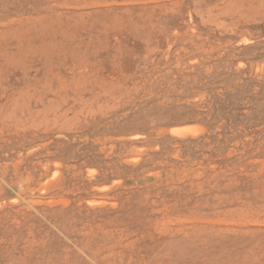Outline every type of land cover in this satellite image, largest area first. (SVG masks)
Listing matches in <instances>:
<instances>
[{
  "label": "rangeland",
  "instance_id": "rangeland-1",
  "mask_svg": "<svg viewBox=\"0 0 264 264\" xmlns=\"http://www.w3.org/2000/svg\"><path fill=\"white\" fill-rule=\"evenodd\" d=\"M0 264H264V0H0Z\"/></svg>",
  "mask_w": 264,
  "mask_h": 264
},
{
  "label": "bare ground",
  "instance_id": "bare-ground-1",
  "mask_svg": "<svg viewBox=\"0 0 264 264\" xmlns=\"http://www.w3.org/2000/svg\"><path fill=\"white\" fill-rule=\"evenodd\" d=\"M233 3V2H232ZM227 7V6H226ZM208 10V9H207ZM238 10V9H237ZM221 11V10H220ZM210 12V11H209ZM220 13V12H219ZM210 17V16H209ZM204 20V19H203ZM208 21V20H207ZM210 22V21H209ZM212 22V21H211ZM221 25V24H220ZM134 30V32H137L138 30L136 29V28H134L133 29ZM139 33V32H138ZM137 34V33H136ZM245 36V35H244ZM164 46V45H163ZM179 60V59H178ZM190 60H192V61H195V60H197V59H190ZM179 62H180V60H179ZM242 64V63H241ZM240 65V64H239ZM242 66V65H241ZM252 67V66H251ZM115 78H117V77H115ZM106 91V90H105ZM107 93V92H106ZM175 96V95H174ZM204 97V96H203ZM196 98V97H195ZM200 98H201V96H200ZM189 99V98H188ZM190 99H192V98H190ZM81 100V99H80ZM130 106V105H129ZM27 109H29V108H27ZM30 111V110H29ZM39 111V110H38ZM93 112V111H92ZM20 122V121H19ZM72 123V122H71ZM191 124V123H190ZM201 127V126H200ZM203 127V126H202ZM163 128V127H162ZM168 128H170L171 130H170V132L172 133V134H176V135H179V136H184V135H187V134H189V133H192V132H194V130H195V127L194 126H174V127H168ZM167 129V128H166ZM158 130V129H157ZM161 130V129H160ZM159 131V130H158ZM200 131H201V129H200ZM202 132V131H201ZM197 133V132H196ZM199 133V132H198ZM197 133V134H198ZM125 135V134H124ZM131 135V134H130ZM129 135V136H130ZM86 136V135H85ZM133 136V135H132ZM131 136V137H132ZM141 136V135H140ZM143 136V135H142ZM114 137V136H113ZM116 137V136H115ZM123 137V136H122ZM135 137H136V134H135ZM111 138V137H110ZM102 143V142H101ZM167 143V142H166ZM167 144H170V143H167ZM157 145V144H156ZM155 145V146H156ZM114 146V145H113ZM135 146V145H134ZM140 146V145H139ZM171 146V145H170ZM158 147V146H157ZM231 147V146H230ZM100 149V148H99ZM110 149H112V148H110ZM134 149V148H133ZM139 151V150H138ZM141 154H139V155H137V156H140ZM129 157V156H128ZM131 157V156H130ZM133 158H135V157H133ZM132 158V159H133ZM127 159V158H126ZM125 159V160H126ZM138 159H139V157H138ZM125 160H124V162H125ZM129 160H130V158H129ZM128 160V161H129ZM134 160V159H133ZM54 162H56L57 160H53ZM119 161V160H118ZM136 161V160H135ZM107 163V162H106ZM56 166V165H55ZM94 168V167H93ZM158 169V168H157ZM78 171V170H77ZM149 172H151V171H149ZM45 178H47V177H45ZM119 179H120V177H119ZM118 179V180H119ZM46 181V180H45ZM115 180H112L111 182H114ZM120 181V180H119ZM118 181H116V183H117ZM46 183V182H45ZM110 184V183H109ZM58 185H60V183H58ZM105 185H107V184H105ZM105 185H102V186H98V184L97 185H95V186H93L92 185V187H95V188H98V189H104V188H106L107 186H105ZM42 186V185H41ZM110 187V186H109ZM94 198V197H93ZM86 199V198H85ZM88 199V198H87ZM90 199V198H89ZM88 199V200H89ZM116 201V200H115ZM88 203H90V205H100L101 203H103V202H106V201H104V200H101V198H99V199H92L91 198V200H89V201H87Z\"/></svg>",
  "mask_w": 264,
  "mask_h": 264
}]
</instances>
